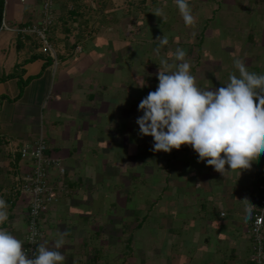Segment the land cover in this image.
Listing matches in <instances>:
<instances>
[{"label": "crops", "instance_id": "crops-1", "mask_svg": "<svg viewBox=\"0 0 264 264\" xmlns=\"http://www.w3.org/2000/svg\"><path fill=\"white\" fill-rule=\"evenodd\" d=\"M120 1L121 3L118 0L57 1L55 8L58 18L52 32L57 59L41 53L35 39L13 30L37 19L39 4L32 0L23 3L21 11L16 5L11 11H7L6 7L4 25L8 28L3 27L0 31V198L7 202L9 213L8 221L2 227L25 242L29 201L28 196L18 191V176L31 170L33 163L23 159L20 151L32 146L43 136L49 147L48 154L61 159L67 167V190L41 217V243L47 241V246L52 247L59 234L66 233L65 243L60 249L65 256L64 264H112L109 262L111 254H115L112 257L115 264L118 261H121L120 264H132L129 260L136 258L134 254H122V245H119L123 240H129L126 231L132 229V220L133 224L139 223L136 219L138 216L133 211L129 215L120 216L115 222L110 220V227L105 228L96 241H99V245L95 248H101V254H92L93 249H89V245H92L88 239L89 233L81 226H85L88 221L95 230L97 222L104 221L102 215L105 214H89L92 213L91 207H96L93 197L96 193L99 198H103L105 206H114L116 202L123 205L133 198L127 186L132 184L131 191H145L140 208H148L150 204L149 162L152 166L156 163L151 159L149 161L147 156L145 167L139 169L138 166L144 165L145 155H150L151 152L154 154V151L138 145L144 140L149 141L151 137L141 136L138 124H133L132 120L129 125L124 123L128 129L123 132L110 130L120 127L119 121L123 118L134 120V109H138L141 100L149 93H145L147 77L139 74L135 76L133 71L134 60L130 59L132 53L128 55L126 52L130 44L128 38H121L123 32L134 31L135 0ZM166 1L152 0L151 3L154 8L162 6ZM70 3L75 6L72 10L68 7ZM189 4L196 22L188 26L187 30L193 39L197 36H192V33H199L200 41H190L189 46L196 57L185 59H189L191 74L196 78L198 86L219 88L227 84L230 74L238 75L233 63L235 59L244 61L250 72L264 73V0H189ZM173 11L174 18L175 15H180L176 6ZM217 14L223 20L220 28L212 26ZM176 19L180 21V18ZM199 24L203 25L202 29H199ZM153 26V31L157 29V33L162 32L158 25ZM182 29L183 27L173 30V38L179 42L177 46L182 43V32L187 33V30ZM141 30L146 31L144 27ZM211 38L213 42L209 41ZM117 41L125 46L116 48L114 43ZM78 46L81 51L77 50ZM175 62L174 59L173 63ZM9 75L12 76L8 77ZM135 80L139 88L137 90L144 92L138 98H134L137 92L133 86ZM25 82L27 84L22 88ZM49 99H52L50 107L47 103ZM44 109L47 110L48 122H43ZM137 112L142 116L141 111ZM62 116H71L68 124L62 121ZM96 127L102 128V133L109 135L108 142L100 134L96 141L101 145L99 148L103 146L106 156L112 154L110 147L113 140L123 138L122 143L126 147L130 164L119 158L111 165H104L105 170L100 172L104 175L95 170L93 160L98 157L99 151L98 148H90L92 138L96 137L91 135L90 129ZM134 137L137 138L136 142ZM74 143H82V146L75 147ZM132 144L136 145L138 151L134 150ZM139 150L142 151L141 155L137 154ZM83 154L86 155L85 160H79L78 157ZM157 157H164L161 163L158 159L156 161L161 168L158 198L167 192L171 197V201L167 203L172 204V208H175L173 204L180 202L184 208L198 206V211L185 222L187 228L183 236L173 227L174 219L167 216L162 218L160 230L155 234L161 236L162 240L154 238L159 241L160 246L157 248L156 264L250 263V257L247 261L244 253L246 248L251 252L250 247L246 245V239L245 245L241 243L243 241L240 237L241 231L244 232L251 219H246L245 222L235 218H231V221L222 220L221 218L227 217V213L221 211L218 215L213 214L210 204L228 205L229 209L235 210L236 199L232 193H241V198L253 193V198L248 200L255 205V195L258 196L259 187L264 181V161H261L264 154L252 163L250 169L242 170L241 173L239 170L227 172L224 176L204 162L195 165L196 160L193 162L192 159L198 158V154L187 145L179 150L173 149L170 153L160 151ZM69 160L74 161L75 167L66 164ZM193 165L196 166L193 169L196 172L192 171ZM89 169L93 172H88ZM75 171L79 172L78 177L74 175ZM91 176H96V179L92 180L94 185L89 186ZM113 177L122 185L119 186V191L112 188ZM140 179L142 182L138 184L136 181ZM103 183L110 185L109 188L106 189ZM179 191H186V196H178ZM127 192L129 195H126ZM205 193L208 194L206 200L203 196ZM114 197L115 202H111ZM163 205L164 203L159 206L161 213ZM128 216L131 217L128 219ZM103 224L107 227L106 221ZM210 231L217 233V250H227L226 255L220 259L208 258L212 248ZM165 235L169 236L171 243L169 251L161 245L163 243L165 247ZM185 240L191 241L193 250H186L183 243ZM131 249L134 250L133 247ZM147 254L149 250L142 251V259L148 257ZM239 256H243V259Z\"/></svg>", "mask_w": 264, "mask_h": 264}, {"label": "clouds", "instance_id": "clouds-1", "mask_svg": "<svg viewBox=\"0 0 264 264\" xmlns=\"http://www.w3.org/2000/svg\"><path fill=\"white\" fill-rule=\"evenodd\" d=\"M174 4L186 26L196 22L189 0H174ZM152 13L157 17L165 14L161 7ZM157 39L161 46L168 43L164 35ZM186 55L177 48L175 63L160 60L165 70L157 74V88L138 106L143 113L136 121L140 135L153 138L154 152L170 153L190 146L198 154V162H206L223 176L250 169L264 154V73L250 72L244 61L235 59L238 75L230 74L222 87L203 88L191 74ZM241 201L250 218L256 206L247 198ZM7 209V202L0 198V264H64L60 249L66 233H60L52 247L47 241L38 243L34 234L29 236V244L37 245L29 257L24 241L2 227L8 221Z\"/></svg>", "mask_w": 264, "mask_h": 264}, {"label": "rangeland", "instance_id": "rangeland-1", "mask_svg": "<svg viewBox=\"0 0 264 264\" xmlns=\"http://www.w3.org/2000/svg\"><path fill=\"white\" fill-rule=\"evenodd\" d=\"M118 1H119V3H121L120 0H118ZM151 1L152 0H148L147 1L148 3H147V2H142V0H135V4H134V8H133V12H134V14H133V21H134L133 22V24H134L133 28H134V31L133 32L128 31V33L123 32L122 37H121V38L127 37L128 41L130 43L129 48H128V50H126V52L128 55H130L132 53V58H130V56H128V58L134 60V63H132L133 64L132 66H133V71L135 73V76L137 74L143 75L144 77H147V79L149 81V82L147 81L145 93L156 90L155 85L156 86L158 85L157 74H158L159 70H161V71L165 70V68L162 65H160L161 59H167L169 63H173V60H174L173 52L177 48L184 49L187 53V55H186L187 58H191L193 56L196 57L195 53H193L191 46H189L190 45L189 43H190V41L194 42V40H195L194 43L200 41V38L198 36L199 33H192V36H195V35L197 36L195 39H193V37H190L189 32L187 30L188 26L185 25L181 15H179V16L175 15L176 18H180L179 19L180 21H178L176 18H174V15H173V12H174L173 10L175 9L174 0H167L166 3H164L162 6L161 5L159 6V7L163 8L164 13H165L162 17H157L155 14L152 13V11L156 7L153 8ZM14 5L18 6L20 11H21L22 7H24L23 6L24 4L22 2H20L19 0H8L6 3V7H7L6 10L11 11V9L14 7ZM174 22H175V24L173 25ZM153 25H158V28L162 29V32L157 33L156 32L157 29H156V31H153L152 30V29H154ZM222 25H223L222 16L217 14L214 21H212V26H214L215 28H218V27L220 28V27H222ZM202 26L203 25L199 24V26H198L199 29H202ZM143 27H144V30L146 29V31L141 30ZM148 27H149V29H148ZM181 27H183L182 30H187V33L182 32V38H181L182 43H180V46H177V45H179V42L175 41L176 40L175 37L173 38V35H174L173 30L177 29V28L180 29ZM184 27H186V28H184ZM147 30H149V31H147ZM198 32H200V31H198ZM222 33H223V31H222ZM163 35L167 37L168 43L166 45L161 46L160 41L157 38L162 37ZM191 38L193 40H191ZM209 41L213 42L212 38L209 39ZM175 45H176V47H175ZM100 46L102 47L103 45L101 44ZM114 46L116 48L117 47L122 48L123 46H125V44L122 46L121 42L117 41L114 43ZM216 51L220 52V50H218V49H216ZM111 55H114V54L111 53ZM187 61L189 62V59H187ZM224 77H223V79H225ZM133 86L135 88V91H137L135 93L134 98H138V95L140 96L141 94L144 93L143 91H141V89L137 90L139 88L137 87V81L136 80L133 82ZM147 95L148 94H146L145 97ZM51 102H52V99L51 100L49 99L47 101L48 107H50L52 105ZM43 111L45 113L43 122H48L49 119H48V115H47V110L44 109ZM137 111H138V109H134V116H135L134 120L131 118H128V119L123 118L122 120L119 121V124L121 125L120 127L111 128L110 130H112L113 132H116V131L123 132V130L125 131L128 129V128H125L124 123H127L129 125L131 123V120H132L133 124H137L136 123L137 118L140 116V113H138ZM141 114L143 115L142 112H141ZM69 117H71V116H62L61 119H62V121L67 122V124H68V120L70 119ZM58 119H56V120H58ZM102 130L103 129L99 128V127H96L94 129H90L91 135L96 136V137L92 138L93 143L90 145V148L91 149H94V148L97 149L98 148V151H99V153L97 155L98 157L93 160V163L95 165L94 167H96L95 170H98L99 173L103 172L105 170V166H104L105 164L111 165L116 160H118L119 158H121L120 160H122V162H126L127 164H130V160L128 159L129 157H128V154L126 152V147H124V144L122 143L123 138H121L120 140H113L112 147H110L112 150L111 156H108V155L106 156L104 154V150L102 149L103 146L99 148V146H101V145H99L96 142L99 134H100V136L104 137L105 142H108V140H110L109 135L103 134ZM134 139H135L134 141L136 142L137 138L134 137ZM122 144H123V147H122ZM128 144L130 145L131 143H128ZM153 144H154V141H153V138L151 137V138H149V141L144 140V142L139 144L138 146L141 148L147 147L149 149V151H151ZM73 145L75 147H78V146H82V143L81 144L74 143ZM132 145H133L134 150L138 151V148L135 147L136 145H134V144H132ZM140 153H142L141 150H139V152L137 154L141 155ZM153 153L154 154H152V152H151L150 155H145L144 165L140 164L138 166L139 169L142 167H145V164L147 162V159H146L147 156L149 157V161L151 159L153 161V163H154V161L156 163V165L152 166V164L149 162V165L151 166L149 168V170H150L149 173L151 174V176L149 174L150 179H148V182L150 183V191L148 192V195L150 197V204H149L148 208H146V207L140 208L141 200L145 196V191L140 192L138 190L135 191L134 189H133L134 192L131 191L132 190V188H131L132 184L127 185V186H129L128 188H130V192L133 195V198L130 199L129 201H127V203H124L123 205L116 202L114 206L108 207V206L104 205L103 198H99L97 193H96V196H93L94 199L96 200V202H95L96 207L92 206L91 207L92 213H89V214H93V215L105 214L102 216H103L104 221L107 222V224H106L107 227L105 226V224H103L104 221L97 222L98 224L95 225L96 226L95 230H93L92 227H90V224L88 223V221H86L85 226H81L82 229H86L87 232L89 233L88 239H90L92 242V243H90L92 245H89V249L90 248L93 249V253H92L93 255L101 254L99 252V250L101 248L100 249L95 248L97 245H99V241L98 242H96V241H97V238L99 239L101 237L100 235L104 232L105 228L110 227V225H111L110 222L112 220H114V222H115L116 220H118V218L120 216H122L124 214L129 215L132 211L134 212V214H137L138 217L136 218L134 216V218L139 220L138 221L139 223L133 224V220H132V222H131L132 223V225H131L132 229H129L128 231H126V233H127L126 237L129 235L127 238L129 240H123V242L121 244H119V245H122V247L120 249V252L121 253L123 252L122 254H126V255L134 254V255H136L137 259L131 258L129 260V262L132 264H136V263H139V264H141V263L142 264H156V261L158 260L157 248H159L160 246H159V241L154 240V238L161 239V236L158 237V236H155V234L157 232H159V231H157L158 229L160 230V226H161L160 221L162 220V218H166V216H167L168 218L174 219L173 227L175 228L176 232L181 234L182 236L185 234V231L187 228L186 227L187 225L185 226V222L187 220H190L192 218V216L198 211V206L197 207L193 206L192 208H184L180 202H176L175 204H173V205H175V208H172V204L167 203V202L171 201V197H169L170 195L167 194V192L162 193L160 199L158 198V191H159L158 184L161 180V179H159V173H160L159 169H161V168L156 161L158 159L159 162L161 163V161H164V157H162V158L157 157L158 152L157 153L153 152ZM104 155H105V159L103 160ZM60 156H63V154H61ZM85 156L86 155L83 154L80 157H78V159L84 161ZM167 157L168 156L166 155V158ZM194 160H196V161L194 162ZM69 161L66 164L68 166L75 167L74 161L73 160L70 162ZM192 161L194 162L195 165H197L198 163L201 164V162H198L197 157L192 159ZM261 161H264V159L262 158ZM69 164H71V165H69ZM204 164H206V163L204 162ZM161 165H163V163ZM195 165H193L192 171H194L193 169H196ZM94 167H92V170ZM88 172L91 173L93 171H91L89 169ZM194 172H196V171H194ZM100 174H102V173H100ZM74 175H76L78 177L79 172L75 171ZM102 175H104V174H102ZM170 178H171V176H170ZM170 178L168 179L169 182H170ZM95 179H96V176H93L89 180V186L94 185L93 181H95ZM112 182H113L112 188L113 189L116 188L117 191H119V189L122 187L121 183L118 180H116L115 177H113ZM136 182H138V184H140L142 182V179H140L139 181H136ZM102 185L106 189H108L110 186V185L108 186V184H106V183H103ZM119 186H121V187H119ZM231 188H233V186ZM240 194L241 193H238V194L232 193V195L236 199L235 210L229 209L228 205L216 206V205L210 204L211 207L213 208V209L211 208L212 209L211 211H213V214H217V215L220 214L221 211H224L225 213H227V217L221 218L222 220L231 221L232 220L231 218H235V219H238V221H241V222L244 221L245 222L246 219H248V220L251 219L252 214H251L250 218H246L245 202H243L241 200H244L245 198L252 199L254 194L253 193H251L250 195L248 194L246 197L244 196V198H241L242 195L239 196ZM126 195H129V192H127ZM177 195L178 196H181V195L186 196V191L185 192L179 191L177 193ZM207 195H208L207 193L203 194L205 200L207 199ZM255 197L257 198L255 205H257L259 197L257 195H255ZM27 198H28V201L30 202L31 197L28 196ZM111 202H115V197H114V200ZM163 203H164V205L162 207L163 212L161 213L159 206H161ZM240 208H242V209H240ZM159 213H161V214H159ZM129 217H131V216H128L127 218L129 219ZM158 217H160V219ZM132 218H133V216H132ZM85 219H86V217H85ZM250 222H251V220H250ZM250 222L248 223L244 232L241 229L242 235L240 237V240L243 241L241 243L244 244L245 239H246L247 240L246 245H249V247H250L251 252H249V249L246 248V246H245L246 250L244 253H245V255H247V258H248L247 261H249V257H250V259H252V257H253V252L251 249L253 238L248 231ZM49 225H50V223L47 226H49ZM42 226L44 227V225H42ZM138 226H140V227L137 228ZM230 226H233V224H231ZM26 228H27V225H26ZM114 232H115V230H114ZM118 232H120V231H118ZM210 232H211V236H212L211 237L212 248H211V252H210L211 254L208 256V258H212V260H214L217 257L220 259L222 256L226 255L227 250H219V251L217 250V247L219 244L217 233H214L212 231H210ZM243 233L245 234L244 235L245 237L243 236ZM160 234H162V233H160ZM181 238H183V237H181ZM168 239H169V236H166L165 247H164L163 243H161V245H162V248L169 251V250H171V243ZM108 242L111 243L110 241H108ZM119 242H120V240H119ZM86 243L88 244L87 241H86ZM183 243H184V247L186 248L187 251L193 250V246L191 245V241L185 240ZM112 246H113V243H112ZM243 246H239V247H243ZM132 247L134 248L135 251L134 250L132 251V249H131ZM106 248H107V246H106ZM102 250H104V249H102ZM112 250H114V248ZM148 250H149V254H147L148 257H146L145 259H142V251H148ZM118 251H119V249H118ZM165 252H167V251H165ZM217 253H219V255H216ZM110 256H111V259L109 262H111L112 264H115V262H114L115 259H113L115 254H111ZM242 257L239 256V258H242ZM120 262L118 261L116 263L120 264ZM250 263H248V264H250ZM90 264H96V263L93 262ZM243 264H246V263H243Z\"/></svg>", "mask_w": 264, "mask_h": 264}, {"label": "built area", "instance_id": "built-area-1", "mask_svg": "<svg viewBox=\"0 0 264 264\" xmlns=\"http://www.w3.org/2000/svg\"><path fill=\"white\" fill-rule=\"evenodd\" d=\"M8 0H6L7 3ZM28 3L30 0H19ZM39 4V15L35 21L23 26L13 28L19 34L31 37L39 43L41 53L57 59V51L52 40V32L57 23V1L68 0H32ZM69 9H74V4H69ZM3 27L8 28L3 24ZM81 51V47H77ZM48 144L43 136L30 147L20 151L21 157L30 160L33 168L18 176V191L23 195L30 196L29 212L27 215V233L24 248L32 256L37 245L29 244L28 237L35 235V240L40 243L43 236L41 217L44 212L66 192L65 175L67 167L59 158L48 154ZM15 151V150H14ZM53 173L55 175H53ZM55 178V179H54ZM258 204L252 211L251 222L248 228L251 234L252 264H264V181L258 190ZM224 215V214H222Z\"/></svg>", "mask_w": 264, "mask_h": 264}, {"label": "trees", "instance_id": "trees-1", "mask_svg": "<svg viewBox=\"0 0 264 264\" xmlns=\"http://www.w3.org/2000/svg\"><path fill=\"white\" fill-rule=\"evenodd\" d=\"M142 2H146V0H142ZM5 8H6V0H0V31L3 28V24H4ZM10 76H12V75H9L8 77H10ZM26 84H27V82L23 83L22 88H24ZM250 261H251V259H250ZM251 263H252V261H251Z\"/></svg>", "mask_w": 264, "mask_h": 264}]
</instances>
